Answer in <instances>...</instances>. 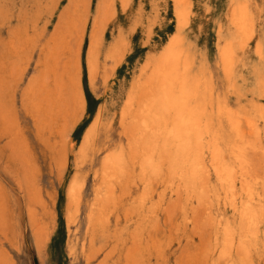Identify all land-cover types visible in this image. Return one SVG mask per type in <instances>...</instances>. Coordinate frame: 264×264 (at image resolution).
<instances>
[{
    "label": "bare ground",
    "instance_id": "6f19581e",
    "mask_svg": "<svg viewBox=\"0 0 264 264\" xmlns=\"http://www.w3.org/2000/svg\"><path fill=\"white\" fill-rule=\"evenodd\" d=\"M93 19L91 84L107 60L116 75L136 34L145 54L117 93L116 77L106 87L79 150V169L104 155L93 174L87 263L264 264V0H104ZM68 20L41 44L44 71L26 96L40 130L62 143L84 101L65 34L87 18ZM14 39L13 56L38 40ZM0 122L26 155L16 117L2 107ZM86 178L70 185L69 225L81 215Z\"/></svg>",
    "mask_w": 264,
    "mask_h": 264
},
{
    "label": "rangeland",
    "instance_id": "374dc122",
    "mask_svg": "<svg viewBox=\"0 0 264 264\" xmlns=\"http://www.w3.org/2000/svg\"><path fill=\"white\" fill-rule=\"evenodd\" d=\"M54 1L0 0V84L7 78L4 90L0 91V108L10 110L16 117L17 129L26 148V155L16 152L12 136L3 134L0 122V264H88L82 248L88 238L87 216L93 202V174L100 168L104 155L100 153L93 166L79 169V150L103 104L106 87L116 77L114 92L117 93L119 83L124 84L145 54L142 39L136 34L130 54L116 75L112 74V64L107 60V73L91 84L87 69L90 36L97 5L104 0H84L87 9L83 16L81 5L84 3ZM137 1L134 0L135 5ZM85 18L86 27L79 23V31L69 29L70 33L66 31L65 34L73 66L79 55V91L84 101L69 119L62 143L57 135L40 130L26 96L31 86L38 84L35 82L44 71L40 66L41 44L53 36L55 27L64 19ZM19 32L22 36L35 35L38 40L33 50L23 49V53L13 56L10 42L17 39L14 37L20 35ZM41 33L42 37L37 38ZM58 57L62 63L64 59ZM54 126L56 124L51 128ZM102 136L100 145L104 146L107 135L103 133ZM117 136L115 132L111 140ZM77 175L87 177L84 201L78 221L69 225L68 191ZM37 196L39 203L35 202Z\"/></svg>",
    "mask_w": 264,
    "mask_h": 264
}]
</instances>
